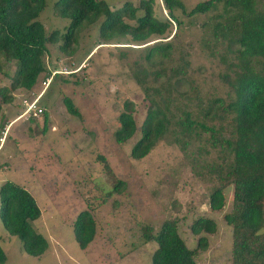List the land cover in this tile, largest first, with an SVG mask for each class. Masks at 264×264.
Returning <instances> with one entry per match:
<instances>
[{
    "label": "rangeland",
    "instance_id": "374dc122",
    "mask_svg": "<svg viewBox=\"0 0 264 264\" xmlns=\"http://www.w3.org/2000/svg\"><path fill=\"white\" fill-rule=\"evenodd\" d=\"M54 1L45 0L37 18L46 35L63 33L68 24L56 14ZM104 1L111 9L124 1L138 3ZM179 1L184 12L174 8V14L181 24L172 22L161 37L143 43L128 36L100 43L101 17L81 29L71 55L59 51V37L48 42L43 63L50 81L37 99L41 113L26 120L21 100L40 91L46 72L33 90H15L11 102L0 104V184L9 180L31 193L40 209L32 226L48 243L40 256L27 255L0 223L3 264H151L156 243L144 240L143 228L155 232L164 220L173 219L185 246L193 249L199 235L191 234L189 225L198 216L213 219L216 230L200 234L207 247L196 252V263L231 264V228L222 218L231 207V184L223 186V207H208L209 193L219 185L217 170L225 148L198 123L212 127L219 137L229 134L225 107L235 99L238 71L237 51L229 42L239 34L241 12L233 10L234 0H220L204 13L186 16L202 0ZM153 13L167 19L162 0H154ZM166 44L170 49L161 61L145 60L150 46ZM2 63L0 88L9 81L5 73L14 68L13 62ZM64 97L78 116L67 112ZM125 100L132 102L136 131L117 143L113 132ZM152 101L166 114V131L143 158L133 159L129 150ZM209 107L213 114L207 118ZM185 112L194 122L191 134L180 132ZM117 180L124 182L122 191L108 193ZM83 209L91 212L95 233L81 249L72 223Z\"/></svg>",
    "mask_w": 264,
    "mask_h": 264
},
{
    "label": "trees",
    "instance_id": "16d2710c",
    "mask_svg": "<svg viewBox=\"0 0 264 264\" xmlns=\"http://www.w3.org/2000/svg\"><path fill=\"white\" fill-rule=\"evenodd\" d=\"M234 1L236 7L233 10H240L241 15L239 34L229 42L236 49L238 59L234 78L236 96L225 107L224 118L231 123L230 131L228 136L219 137L214 135L216 131L212 127L206 128L203 123L198 125L209 129V137L218 139L220 146L225 148L224 162L220 163L223 171L217 170L219 185L209 193L208 207L220 210L224 205L223 186L231 184V207L222 216L231 228V264H264V0ZM153 2L138 0L137 5H133L124 1L111 9L104 0H55L56 14L67 18L68 24L63 33L54 30L46 35L43 24L37 19L45 7V0H0V73L3 71L2 60L14 63L12 73H5L9 81L0 88V104L11 102L15 90L35 88L40 74L46 72L43 57L48 52V42H55L59 37V51L71 55L81 29L100 17L98 35L104 41L100 43L117 36H128L132 42L143 43L151 36L161 37L172 22L181 24L174 14V8L184 10L179 0H162L167 19L154 15ZM218 2L220 0L199 1L185 15L204 13ZM169 49L168 44L150 46L145 60L150 64L159 62ZM46 74L49 77L48 71ZM63 103L67 112L78 116L69 98L64 97ZM151 103L139 126V136L129 150L133 159L143 158L166 131L167 118L163 108L158 103ZM123 105L124 109L117 115L119 126L113 132L117 143H124L136 131L132 102L125 100ZM211 107L205 113L207 118L213 114ZM184 114L180 132L191 134L194 122L188 119L187 112ZM45 122L44 116L43 128ZM104 167L108 169L105 161ZM123 188L124 182L117 180L108 193H120ZM39 216L36 200L24 186L9 180L0 184V223L10 236L20 241L21 250L33 257L43 254L48 245L31 223ZM189 230L191 234L199 235L193 249L185 246L173 219L164 220L155 232L149 227L143 228L144 240L156 243L151 264H197L196 252L207 247V238L200 234L214 233L216 223L209 217L198 216L190 223ZM94 233L95 221L91 212L80 210L72 223L77 246L84 249ZM5 259L0 246V264Z\"/></svg>",
    "mask_w": 264,
    "mask_h": 264
},
{
    "label": "built area",
    "instance_id": "2783aa9c",
    "mask_svg": "<svg viewBox=\"0 0 264 264\" xmlns=\"http://www.w3.org/2000/svg\"><path fill=\"white\" fill-rule=\"evenodd\" d=\"M41 83L43 85L42 87L45 88L49 83V77H45ZM37 99L38 96H34V98L32 99H28V98L22 99V104L24 106L23 113L26 114V116H31L32 114L37 115L41 113L42 110L37 104Z\"/></svg>",
    "mask_w": 264,
    "mask_h": 264
},
{
    "label": "crops",
    "instance_id": "0c3cea01",
    "mask_svg": "<svg viewBox=\"0 0 264 264\" xmlns=\"http://www.w3.org/2000/svg\"><path fill=\"white\" fill-rule=\"evenodd\" d=\"M49 81H50V76H49ZM48 84H49V83H48ZM44 90H45V88L42 87V88L40 89V91L37 92V93L35 94V96H38V98H39V97L43 94ZM12 94H13V93H12ZM32 94H33V93H32ZM32 94H31V95H32ZM13 95H14V94H13ZM27 98H28V99H32V98H34V96H31V97L28 96ZM23 115H24V114H23ZM29 119H30V118H28L27 120H29ZM4 133H5V132H4ZM5 134H6V133H5ZM0 163H1V161H0ZM2 167H3V169L5 168V166H2ZM2 182H3V181H2ZM2 182H1V183H2Z\"/></svg>",
    "mask_w": 264,
    "mask_h": 264
},
{
    "label": "clouds",
    "instance_id": "9594fccd",
    "mask_svg": "<svg viewBox=\"0 0 264 264\" xmlns=\"http://www.w3.org/2000/svg\"><path fill=\"white\" fill-rule=\"evenodd\" d=\"M21 105H22V100H21ZM23 110V109H22ZM21 114L23 115L24 113H23V111H21ZM24 115H26V114H24ZM28 118H30V116H25V119L27 120Z\"/></svg>",
    "mask_w": 264,
    "mask_h": 264
}]
</instances>
